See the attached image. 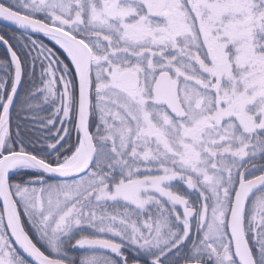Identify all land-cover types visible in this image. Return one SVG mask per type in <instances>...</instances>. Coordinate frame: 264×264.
Masks as SVG:
<instances>
[{
	"label": "snow or ice",
	"instance_id": "obj_1",
	"mask_svg": "<svg viewBox=\"0 0 264 264\" xmlns=\"http://www.w3.org/2000/svg\"><path fill=\"white\" fill-rule=\"evenodd\" d=\"M0 22V264H264V0Z\"/></svg>",
	"mask_w": 264,
	"mask_h": 264
},
{
	"label": "trees",
	"instance_id": "obj_2",
	"mask_svg": "<svg viewBox=\"0 0 264 264\" xmlns=\"http://www.w3.org/2000/svg\"><path fill=\"white\" fill-rule=\"evenodd\" d=\"M3 30H10V29H8V28L3 27V26L0 25V31H3ZM46 42H47V41H46ZM0 52H2V49H0Z\"/></svg>",
	"mask_w": 264,
	"mask_h": 264
},
{
	"label": "water",
	"instance_id": "obj_3",
	"mask_svg": "<svg viewBox=\"0 0 264 264\" xmlns=\"http://www.w3.org/2000/svg\"><path fill=\"white\" fill-rule=\"evenodd\" d=\"M0 25L3 26V27H6V28H8V29L11 28V26H8V25L4 24L3 22H0Z\"/></svg>",
	"mask_w": 264,
	"mask_h": 264
}]
</instances>
